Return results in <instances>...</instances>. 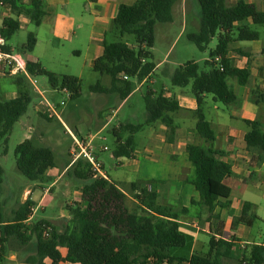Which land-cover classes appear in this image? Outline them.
<instances>
[{
    "label": "trees",
    "instance_id": "obj_1",
    "mask_svg": "<svg viewBox=\"0 0 264 264\" xmlns=\"http://www.w3.org/2000/svg\"><path fill=\"white\" fill-rule=\"evenodd\" d=\"M10 8L11 15L2 22L0 36L4 39L1 49L12 53L7 45L12 36L19 31L20 16H26L39 27L45 12L41 0H31L25 7L23 0H2ZM179 0H135L131 5H121L113 20L111 30L102 42L103 53L92 63V70L110 78L108 87L99 83L89 87L95 94L116 95L126 100L135 90L134 80L143 82L152 75L156 65L152 62V48L155 42L157 23H170L173 20L172 8ZM200 7L199 29L189 33L186 38L198 50L204 52L208 43L217 38L216 47L208 52V59L201 71L194 61H188L175 69L171 85L183 88L191 84V92L197 109L195 132L202 144H189L186 147L188 161L194 168L192 185L199 204L207 209L210 218L215 208H228L231 190L224 184L225 178L232 174L231 167L219 161L222 154L212 148L215 133L206 120L203 104L205 96L229 106L236 102V95L229 85L230 79L244 86L249 78L247 70L237 69L227 57L232 42H251L258 39V32L252 26L264 24V14L253 4L244 0H195ZM235 1L234 3H232ZM250 20V24L246 21ZM126 35L134 37V46L121 41ZM114 40L109 42L108 38ZM36 45L33 32L27 35L22 50L32 53ZM219 57V62L215 58ZM220 65L223 70L218 68ZM28 77L47 78L53 90H68L70 99L80 97L81 80L74 76L59 75L44 69L40 64L27 65ZM25 75L11 76L18 88L17 95L2 100L0 95V143L7 144L14 125L27 112L30 104ZM125 77L126 79H124ZM147 112L145 124H122L110 130L115 138L112 152L114 158H131L135 152V134L144 125L157 122L173 130L172 114L180 107L173 98L164 97V91L156 94L149 91L144 96ZM42 117L49 120L47 114ZM249 132L244 137L246 147L256 150L259 155L256 163L264 161V126L259 121L247 122ZM6 153V150L5 152ZM16 167L19 173L30 182H50L47 173L55 167L54 153L48 147L36 145L26 139L15 149ZM70 162L66 163L69 166ZM71 170V171H70ZM81 181V202L67 207L69 219L60 228L52 222L40 220L32 224L26 221L32 214L34 203L26 199L11 217L5 218L3 212L2 185L4 170L0 165V264L4 250L24 247L35 243V255L27 259L28 264H43L49 259L51 264H131L141 260V264H224L232 254L233 243L212 236L206 253H193L189 258L173 257L170 250L183 248L186 240L180 232L178 220L187 213L157 202V191L153 184L140 188L137 182L117 184L110 179L95 177L89 162L78 158L71 163L67 173ZM251 203H244L237 222L251 225L257 216ZM221 223L214 225L215 234H221ZM66 250L62 256L60 249ZM130 252L136 258L130 260ZM38 257V259L36 257ZM239 264H264V238L261 244L252 245L248 256L236 257Z\"/></svg>",
    "mask_w": 264,
    "mask_h": 264
},
{
    "label": "crops",
    "instance_id": "obj_2",
    "mask_svg": "<svg viewBox=\"0 0 264 264\" xmlns=\"http://www.w3.org/2000/svg\"><path fill=\"white\" fill-rule=\"evenodd\" d=\"M134 1L135 0H41L45 16L39 27L34 26L36 45L31 56L27 59V64H40L47 70L46 66H44L45 52L53 53L54 48H64L65 44L71 46L75 44L76 47L78 44L77 33L80 32L81 34L87 35L84 40L80 41V44L87 50V57L84 62L85 66L91 67L93 61L103 53L102 42L105 39V35L111 30L113 20L117 15L119 7L121 5H131ZM187 1L191 3L192 0L178 1L181 5L180 14L184 16V18H186L188 14L186 11ZM244 1L253 4L258 11L264 14V0ZM30 2L31 0H23L22 3L24 6L28 7ZM178 2L175 5H177ZM234 2L235 1L232 3ZM10 15V8L8 6L5 5L3 8H0V24L2 25V22ZM18 20L20 22V29L26 27L28 24H32L29 18L23 15L20 16ZM246 24L251 25L250 20L246 21ZM186 25L187 22L185 21V26ZM252 29L258 32L257 40L246 43L235 41L232 42L229 47L227 57L232 61L233 66L237 69L247 70L249 72L248 81L244 86L238 85L236 81L233 80V91L236 95V102L228 106L229 116L225 117V115L220 112L216 104L217 102L213 100L212 96H205L204 98V115L215 133V140L212 143V148L222 153L218 157L219 161L228 164L232 170V174L224 180V184L231 190L229 198L230 204L228 208H215L213 215H217L216 219L210 218L207 209L203 206L199 204L192 205V200L198 201V197L191 184L194 179V168L187 159L186 147L189 144H202V141L198 138L194 129L196 123L194 111L197 109L195 98L192 99L184 91H174L164 87L162 90L164 91V97L173 98L180 107L178 112L172 114L174 120L173 130L168 129L160 122L149 125L153 128V131L151 137L148 139L147 146L144 148L143 159L151 163V165H154L159 173L163 172L168 177L176 176L182 181L180 187L174 191L166 186L164 187V185L155 186L158 196L157 202L160 205L168 206L177 211L183 208L187 209V213L179 217L178 224L180 232L183 235V232L188 233L191 245L185 255H182L179 251H175V253H171L170 251V255L173 257L189 258L193 253H203V251L208 250V248H205V242L200 239L201 233L207 234L210 237L214 236L215 240L221 239L225 242L233 243L232 254H230L228 259H224V262L230 260L233 264L237 261L236 257L248 256L251 246L261 244L262 242V240L258 241L251 238L250 225L237 222L238 218L241 216L244 203H251L254 206L253 210L255 212V209L260 206L258 203L259 199L264 201V161L257 164L255 160L259 152L256 150H249L244 141V137L250 129L247 122L259 121L264 126V24L252 26ZM61 42H64V44H60ZM79 49L80 48H76V50L73 51V55L77 58L82 56V52ZM173 72L174 71L168 72V77L170 79ZM8 78L10 79V77ZM149 79L150 78L147 80ZM28 82H32L31 77H28ZM126 100L121 101L118 108L124 104ZM209 100H211L212 103V112L210 113L204 109ZM99 126L100 125H97L96 127L99 128ZM105 128L106 125L102 126L98 130V133ZM89 137H91V140L94 138L91 134H89ZM27 139L32 138L28 137ZM74 152L75 151L71 148L67 149V157L64 161L65 167L61 169L60 172L56 171L51 173L55 167L48 171L47 175L50 178V182H48L50 183L49 187L31 186L26 188L23 192L21 204L26 199H29L34 203V212L38 207L44 210V207H41L42 203L47 197H52L53 185L67 173V169L73 162V160L70 161L69 166H66L67 158H73ZM136 153L135 149L133 156L131 158H126L128 159L127 169L134 173H140L142 165L137 160ZM97 156L96 153L95 160ZM100 166L103 167L102 164H100ZM192 173L193 178L188 182L186 175H191ZM105 177L108 179L107 176ZM127 183L129 182L126 181L123 184ZM137 183L140 188L143 187L140 186V182ZM36 188H38L41 193L38 202H36ZM49 192H51V195ZM80 202L81 197L76 202L72 203V205ZM193 207H198L199 211L195 212L193 217H188L193 211ZM255 214L258 219L259 217L256 212ZM61 218L62 220L58 221H62L59 223L60 226H57L58 223L55 221H46H50L56 227L60 228L67 222L69 215L61 216ZM30 219L29 217L26 221L27 224H29ZM217 223L222 224L220 235L214 232V225ZM184 237L186 246L188 238L186 239V235H184ZM240 243H245L246 249H240ZM7 250L9 253L12 252L15 254L11 255L12 260H17L16 255L20 252H24L25 255H27L19 260L21 264H28L27 259L35 255V243L32 241L24 247H15ZM60 253L62 256H65L66 250L61 248ZM131 256L132 258H136L132 252H130V260ZM4 257L3 255V259ZM36 258L38 259V257ZM43 264H51V262L49 259H45ZM131 264H141V260Z\"/></svg>",
    "mask_w": 264,
    "mask_h": 264
},
{
    "label": "rangeland",
    "instance_id": "obj_3",
    "mask_svg": "<svg viewBox=\"0 0 264 264\" xmlns=\"http://www.w3.org/2000/svg\"><path fill=\"white\" fill-rule=\"evenodd\" d=\"M180 8V2L173 7L172 22L156 24L155 42L151 52L153 55L152 62L157 65V68H155L149 80L141 83L137 80L133 81L135 84L134 92L119 108L118 106L121 100L116 95L95 94L89 90V87L96 83L108 87L110 85V78L94 72L91 67L85 66L84 62L87 57V50L80 44V41L84 40L87 36L86 34L77 33L78 44L76 47L75 44L73 46L65 44L64 48H54L53 53L45 52L44 66H46L48 71L59 75H72L81 80L80 97L70 99L63 91L53 90L47 78L43 76L31 77L32 82L27 83L25 90L30 96V104L28 105L27 112L14 125L8 137L7 144L0 143V165L4 170L1 200L3 202L5 218H10L12 210L21 204L23 192L26 188L31 186L47 188L50 185L48 182H30L17 170L15 149L17 145L28 137H31L36 145L48 147L53 151L55 169L51 173L56 171L60 172L61 169H64V161L67 157L66 152L68 148L77 151L73 142V136L76 139H90L89 134H91L94 136L93 140H91L94 157L96 158L97 153L96 160L103 165L101 167V173L111 181L117 184H123L126 181L129 183L140 182V186L143 187L146 186L145 184H153L154 187L164 185V187L166 186L172 189V191L180 187L182 181L179 178L176 176L168 177L163 172L159 173L154 165H151V163L143 159L144 148L147 146L148 139L151 137L153 131L151 126L144 125L143 129L135 134L134 137L137 160L142 165L140 173H134L127 169L128 159L124 157H112L115 138L110 133V130L120 123L134 125L145 124L147 112L144 96L149 91L158 94L166 87L169 90L184 91L192 99L194 98L191 92V84L183 88L172 86L168 72L175 71L176 68L188 61L196 62L201 71L207 70L205 61L208 59L209 50L216 47L217 38H213L208 43L206 51L202 52L198 50L193 43L187 40L186 35L198 31L200 7L195 0H192L191 3L187 1L186 11L188 14L186 18L180 14ZM185 21L187 22L186 26ZM34 31L35 27L33 24H28L26 27L17 31L7 41V45L11 47L12 53L19 54L27 61L31 53L23 51L22 45L26 43L27 35L30 32L35 33ZM113 40L111 37L108 38L109 42ZM121 41L127 43L129 46L135 45L132 35L124 36ZM60 44H64V42ZM76 48H80L79 50L82 52L80 58L73 55V51ZM228 83L233 89V80L230 79ZM17 92L18 88L12 83L11 79L2 73V69L0 68V95L2 100L13 98L17 95ZM216 104L220 112L225 117H228V106L220 102ZM211 105V100H209L204 107L209 113L212 112ZM50 107L54 113L51 117L49 116ZM43 113L47 114L50 119L47 120L42 117ZM97 125H100L99 128L96 127ZM104 125H106V128L98 133V130ZM5 150L6 153H4ZM70 161H72V158L68 157L67 162ZM69 173H66L53 185L52 197H47L42 203L41 207H44V210L38 207L33 215H30L31 219L29 224L40 220H52L58 223L57 226H60L59 223L62 221H58L62 220L61 216L69 215L67 207L81 197V188L85 183L84 181L76 179L71 172ZM186 177L188 182L191 181L193 173L191 175L187 174ZM39 191L36 188V202L40 199L41 193ZM49 194L51 195V192ZM258 203L260 206L255 209V212L259 218L250 227L251 238L260 241L264 237V201L259 199ZM198 211V207H193V211L188 217H193L194 213ZM183 233L187 236L186 239L188 238L187 245L184 248L171 249V253L179 251L182 255L187 254L191 241L188 233ZM200 239L205 242V248L207 249L210 236L201 233ZM206 251H203V253ZM3 255L5 256L4 259ZM11 255L15 254L4 250L1 254L2 264H21L19 259L24 258L27 254L25 255L24 252H20L16 255L17 260H12ZM224 264L233 263L227 260ZM235 264L239 263L236 261Z\"/></svg>",
    "mask_w": 264,
    "mask_h": 264
},
{
    "label": "built area",
    "instance_id": "obj_4",
    "mask_svg": "<svg viewBox=\"0 0 264 264\" xmlns=\"http://www.w3.org/2000/svg\"><path fill=\"white\" fill-rule=\"evenodd\" d=\"M5 5L2 0H0V8H3ZM4 45V39L0 36V68L2 69V73L8 77L15 76V75H25L28 77L27 72V61L24 60L19 54L14 53H7L4 52L1 49V46ZM215 62H219V57L215 58ZM218 68L220 71L223 70V68L218 65ZM126 79L125 77H123ZM68 97H70V93L68 90L64 89L62 90ZM63 104V103H62ZM61 104V105H62ZM53 109L50 107L49 115L52 116ZM73 142L75 144V147L77 151L73 153V162L76 161L78 158H83L87 162L90 163L92 167V171L94 173L95 177H102L105 178V176L101 173V166L100 164L95 160L94 154H93V147L91 145V139H76L74 136ZM34 213V209H32V214ZM2 226L0 224V236L2 232ZM246 245L245 243H240L239 248L245 249Z\"/></svg>",
    "mask_w": 264,
    "mask_h": 264
}]
</instances>
